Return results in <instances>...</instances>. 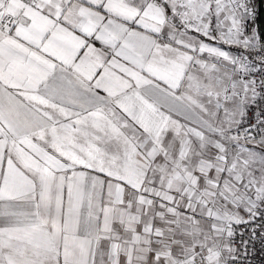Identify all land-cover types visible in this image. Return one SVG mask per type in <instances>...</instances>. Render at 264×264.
Wrapping results in <instances>:
<instances>
[{
    "label": "snow or ice",
    "instance_id": "snow-or-ice-1",
    "mask_svg": "<svg viewBox=\"0 0 264 264\" xmlns=\"http://www.w3.org/2000/svg\"><path fill=\"white\" fill-rule=\"evenodd\" d=\"M255 0H0V264L264 253Z\"/></svg>",
    "mask_w": 264,
    "mask_h": 264
},
{
    "label": "built area",
    "instance_id": "built-area-1",
    "mask_svg": "<svg viewBox=\"0 0 264 264\" xmlns=\"http://www.w3.org/2000/svg\"><path fill=\"white\" fill-rule=\"evenodd\" d=\"M255 3L258 13L262 10L264 14V0H255ZM252 264H264V253L260 251V245L258 243L256 244L255 255L252 257Z\"/></svg>",
    "mask_w": 264,
    "mask_h": 264
},
{
    "label": "trees",
    "instance_id": "trees-1",
    "mask_svg": "<svg viewBox=\"0 0 264 264\" xmlns=\"http://www.w3.org/2000/svg\"><path fill=\"white\" fill-rule=\"evenodd\" d=\"M258 23H260L261 26L264 27V14H263V11L262 10H260V12H259Z\"/></svg>",
    "mask_w": 264,
    "mask_h": 264
},
{
    "label": "rangeland",
    "instance_id": "rangeland-1",
    "mask_svg": "<svg viewBox=\"0 0 264 264\" xmlns=\"http://www.w3.org/2000/svg\"><path fill=\"white\" fill-rule=\"evenodd\" d=\"M258 19H259V16H258Z\"/></svg>",
    "mask_w": 264,
    "mask_h": 264
}]
</instances>
